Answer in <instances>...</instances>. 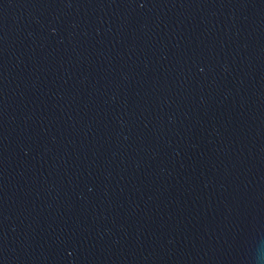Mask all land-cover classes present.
Instances as JSON below:
<instances>
[{
  "label": "water",
  "instance_id": "obj_1",
  "mask_svg": "<svg viewBox=\"0 0 264 264\" xmlns=\"http://www.w3.org/2000/svg\"><path fill=\"white\" fill-rule=\"evenodd\" d=\"M0 264H264V0H0Z\"/></svg>",
  "mask_w": 264,
  "mask_h": 264
}]
</instances>
